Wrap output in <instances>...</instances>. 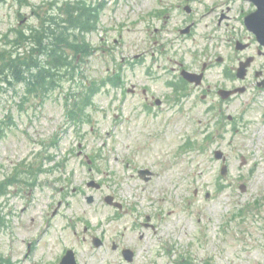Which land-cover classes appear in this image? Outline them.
<instances>
[{
	"label": "rangeland",
	"instance_id": "374dc122",
	"mask_svg": "<svg viewBox=\"0 0 264 264\" xmlns=\"http://www.w3.org/2000/svg\"><path fill=\"white\" fill-rule=\"evenodd\" d=\"M62 1L0 0V52H23L7 40L40 28ZM92 1L104 4L85 37L93 54L73 76L40 94L0 75V181L17 170L19 178L0 188V264H57L68 248L77 264H264V88L257 86L264 48L243 24L248 4ZM235 40L250 46L237 50ZM249 55L240 79L236 67ZM202 64L205 79L188 83L180 107L144 103L170 97L167 81ZM117 71L118 88L106 85L79 118L67 115L85 86ZM234 85L244 92L218 97L217 89ZM205 135L211 141L203 144ZM187 140L190 149L182 147ZM145 166L154 173L147 180L137 173ZM91 179L99 189L87 187ZM125 247L131 261L120 253Z\"/></svg>",
	"mask_w": 264,
	"mask_h": 264
},
{
	"label": "trees",
	"instance_id": "16d2710c",
	"mask_svg": "<svg viewBox=\"0 0 264 264\" xmlns=\"http://www.w3.org/2000/svg\"><path fill=\"white\" fill-rule=\"evenodd\" d=\"M101 9V5L87 0H65L58 5L56 13L52 11L48 18L41 20V27L34 32L25 34L19 29L7 41L8 45L12 42L15 47L22 46L24 51L4 48L0 52V75H6L8 82L15 79L23 83L27 91L45 94L54 90L61 77L74 75L75 62L82 61L91 52L84 33L95 27ZM110 80L117 85L115 79ZM99 89L100 85L87 87L69 104L70 115L79 114L90 105ZM14 179L17 180L8 177L0 185L6 186Z\"/></svg>",
	"mask_w": 264,
	"mask_h": 264
},
{
	"label": "water",
	"instance_id": "95a60500",
	"mask_svg": "<svg viewBox=\"0 0 264 264\" xmlns=\"http://www.w3.org/2000/svg\"><path fill=\"white\" fill-rule=\"evenodd\" d=\"M257 2H258V5H260V9L258 10V12H254L253 14L247 16L246 25H247L248 29H250L256 35L257 40H259L260 43L262 45H264V0H257ZM245 65L242 64L238 69V75L241 77H243V75H244ZM182 75L189 80H193V81L196 80L195 78H193L194 74H192V73L182 71ZM229 93L230 92L227 91L225 94L222 95V98L229 95ZM215 155H216V157H220L221 152L217 151V152H215ZM88 199H89V201H92L93 198L91 196H89ZM108 200L110 201L111 198H109ZM113 203L115 205H118L115 202H113ZM93 243L96 246H100V244H101V242L95 238L93 239ZM123 255L128 260H131L132 256H133L132 253L127 251V250H125L123 252ZM63 258L64 259L59 264H76L75 258L73 257V253L71 250H68L67 254Z\"/></svg>",
	"mask_w": 264,
	"mask_h": 264
},
{
	"label": "flooded vegetation",
	"instance_id": "af4514ba",
	"mask_svg": "<svg viewBox=\"0 0 264 264\" xmlns=\"http://www.w3.org/2000/svg\"><path fill=\"white\" fill-rule=\"evenodd\" d=\"M244 2H246L248 5V9L246 10V11H244V9L241 11V12H243L244 11V13H252V12H254V11H256L257 10V8L259 7V5H258V2H257V0H254V2L252 1V0H244ZM230 8L228 7L226 10H229ZM224 11V10H223ZM222 11V13L220 14V19H223L224 17H226V14L224 13ZM250 45L248 44L247 45V47L246 48H248ZM253 62V61H252ZM226 73H227V71H226ZM144 91V90H143Z\"/></svg>",
	"mask_w": 264,
	"mask_h": 264
}]
</instances>
